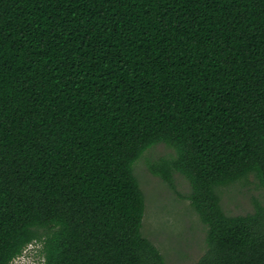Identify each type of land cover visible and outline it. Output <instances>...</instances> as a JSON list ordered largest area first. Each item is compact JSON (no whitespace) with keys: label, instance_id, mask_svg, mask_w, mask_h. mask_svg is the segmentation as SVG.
<instances>
[{"label":"trees","instance_id":"trees-1","mask_svg":"<svg viewBox=\"0 0 264 264\" xmlns=\"http://www.w3.org/2000/svg\"><path fill=\"white\" fill-rule=\"evenodd\" d=\"M204 227L194 264H264V0H0V264H165L133 164Z\"/></svg>","mask_w":264,"mask_h":264},{"label":"rangeland","instance_id":"rangeland-1","mask_svg":"<svg viewBox=\"0 0 264 264\" xmlns=\"http://www.w3.org/2000/svg\"><path fill=\"white\" fill-rule=\"evenodd\" d=\"M169 155L171 149L158 144L133 164L145 202L141 234L158 248L165 264H194L205 249V231L183 198L188 193V184L181 176L174 175V185L170 188L148 170L149 163ZM220 197L226 214L245 215L252 212L254 200L264 202V191L249 177L247 184L223 189ZM39 247V244L30 245V254L12 264H42L39 256H33Z\"/></svg>","mask_w":264,"mask_h":264},{"label":"clouds","instance_id":"clouds-1","mask_svg":"<svg viewBox=\"0 0 264 264\" xmlns=\"http://www.w3.org/2000/svg\"><path fill=\"white\" fill-rule=\"evenodd\" d=\"M29 246L30 245H28L27 247H26V249L22 252V254L20 255V256H18V257H16L15 259H13V261L10 263V264H12L13 262H15L18 258H20V257H24V256H28L30 253L28 252V248H29ZM30 250V249H29ZM34 254H33V256L35 257V254H36V252H33Z\"/></svg>","mask_w":264,"mask_h":264}]
</instances>
